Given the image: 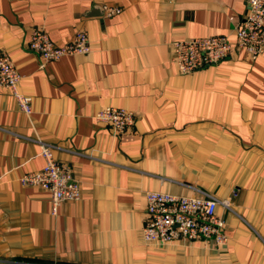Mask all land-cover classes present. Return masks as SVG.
I'll return each instance as SVG.
<instances>
[{
    "label": "crops",
    "instance_id": "1",
    "mask_svg": "<svg viewBox=\"0 0 264 264\" xmlns=\"http://www.w3.org/2000/svg\"><path fill=\"white\" fill-rule=\"evenodd\" d=\"M245 11L246 0H0V51L32 99L25 115L0 88V264H264V55L186 75L170 63L172 41H233ZM32 28L56 45L85 32L91 52L40 60ZM105 107L132 112L133 129L114 137L94 119ZM36 140L80 184L56 216L47 192L18 182L44 165ZM194 189L229 202L216 209L225 244L144 242L145 194Z\"/></svg>",
    "mask_w": 264,
    "mask_h": 264
},
{
    "label": "built area",
    "instance_id": "2",
    "mask_svg": "<svg viewBox=\"0 0 264 264\" xmlns=\"http://www.w3.org/2000/svg\"><path fill=\"white\" fill-rule=\"evenodd\" d=\"M106 17L117 15L119 8L102 7ZM235 38L225 36L189 38L170 43V63L179 74H192L222 63L232 54H242L246 61H255L264 55V0H246V11L235 26ZM27 47L43 61H58L66 56L86 55L91 45L85 32H78L73 39L56 45L48 33L40 28L29 32ZM21 76L10 57L0 51V88L14 99L18 109L25 115L32 111V99L19 90ZM94 119L109 128L114 137H119L134 127L132 112L114 107L99 110ZM39 144L44 160L42 168L23 173L18 182L22 187L45 191L50 197V214L56 216L63 203L77 202L81 197L79 182L71 168L53 157L54 147L42 141ZM77 153V152H76ZM189 196H176L165 192L149 191L145 194V222L141 230L146 243L164 246L180 240L211 242L217 247L226 242L224 222L216 214L221 206L230 210L227 200L194 189Z\"/></svg>",
    "mask_w": 264,
    "mask_h": 264
}]
</instances>
